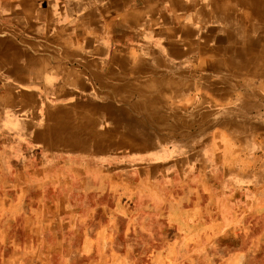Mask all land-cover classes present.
Masks as SVG:
<instances>
[{
	"label": "rangeland",
	"instance_id": "1",
	"mask_svg": "<svg viewBox=\"0 0 264 264\" xmlns=\"http://www.w3.org/2000/svg\"><path fill=\"white\" fill-rule=\"evenodd\" d=\"M62 1L66 14L73 11L80 16L79 9L70 5L71 0H48L55 11L60 10ZM73 1L87 4L97 12L99 6L106 10L115 8L110 5L114 0ZM117 1L122 7L129 6L128 12L137 16L133 22L136 26H125L123 32V37L131 33L135 36L133 44L123 51L116 50L115 31L100 24L98 31L88 33L93 44L85 45L95 59L163 57L162 35L155 30H175L180 18L191 30L201 31L197 40L210 44L206 51L216 50L215 60L246 63L240 67L244 71L240 79L250 74V89H244L247 95L237 89L225 96L208 88L198 89L194 99V94H190L181 100L179 107L187 112L206 100L198 107L196 129L190 125L194 120L188 125L201 139H184L176 145L178 150L196 152L193 147L199 141L201 163L190 168H196L193 174L174 177L175 181L162 176L152 179L148 173L154 181L143 186L130 181L127 174L134 173L137 165H145L141 159L160 163L165 158L162 154L131 153L117 158L97 146L102 147L101 143L87 145L88 139H72L71 149L76 148L70 150L66 139H52L56 143L50 147L17 135L14 130L21 116L38 118V123L47 117L46 109L38 107L43 104L34 100L33 93L27 95L23 89L28 88L20 87L19 82L35 81L39 76L35 68L22 67L20 74L18 70H0V264H264V66L262 71L254 72L250 56L264 53L258 40L264 36V22L254 16L246 18L251 10L236 0H182L191 6L188 17L184 8L174 10L168 0H136L132 4L131 0ZM62 30L66 31V27L57 29ZM11 35L0 28V39ZM76 49L79 45L71 47L72 51ZM26 50L35 55L46 54ZM231 51L250 54L244 58L250 56L252 63L239 61ZM71 57L79 59L76 55ZM0 58L8 64L18 61L14 56L11 60L3 55ZM196 59V68L212 65L206 63L204 56H195ZM11 87L20 90L12 91ZM139 119L142 134L155 133L156 151L168 155L170 160L180 155L167 139L186 137L185 127L163 128V121L157 126L144 115ZM119 136L128 137V133L121 131ZM110 140L107 139L108 144ZM118 140L122 148L134 150L139 145L134 139ZM75 141L84 142L85 147L76 150L80 144ZM115 162L129 164L125 169L118 168L120 179L111 180L109 168L114 167L108 165ZM179 164H156V168L164 174L171 168L179 175L184 167ZM219 170L230 175L214 181L212 175L218 176ZM242 174L251 176V181L230 183L232 175L236 179ZM87 177L89 182H102L108 190L84 191L82 181ZM142 179L149 181L139 175L138 180ZM130 186L138 187L139 192L130 191ZM155 187L162 190L159 196L163 198L149 194Z\"/></svg>",
	"mask_w": 264,
	"mask_h": 264
},
{
	"label": "bare ground",
	"instance_id": "2",
	"mask_svg": "<svg viewBox=\"0 0 264 264\" xmlns=\"http://www.w3.org/2000/svg\"><path fill=\"white\" fill-rule=\"evenodd\" d=\"M236 1L260 14L256 16L257 14L249 13L246 18L254 16L255 19L264 22V0ZM15 2L16 10L10 15L6 14L8 13V6L3 3L0 4V28L5 27V30H11L7 32L8 34L12 33L10 38L0 39V55L7 56L9 60L14 56L18 61L17 64H8L0 58V70L2 72L18 70L20 74L23 71L22 67L35 68L36 74L39 76L38 80H19L20 87H27L28 89H23L25 93L27 95L33 93L34 100L38 104H43L38 107H44L47 111V117L42 118L44 121L42 123L35 122L38 118L35 120L29 115L17 119V129L14 132L26 139H37L40 143L50 147H54L55 143L60 142L61 139H88L87 145L101 143L102 147L97 146L106 153H109L116 146L131 151L130 148H122L120 144L115 145V139H119V132L123 131L133 135L130 129L141 115H144L146 120L156 124L160 123L159 114L162 117L163 113L178 117L180 114L175 113L169 102H172L179 95L192 90H200L203 86L224 96L237 89L241 90L240 93L246 94L247 92H243L244 89H250L251 75L249 74L250 77L248 78H243L244 81L240 79L241 74L244 73L240 67L245 66L246 63L234 64L233 61L227 60L223 64H217L220 60H214L210 67L196 68L191 66V61L195 56H204L206 60H210L208 57L214 59L217 57L215 56L216 50L213 51L208 48L206 51V47L189 46L187 47L188 51H181L178 48L174 49V47L182 46L181 43L172 39H169V43L166 44L168 45L169 56L166 54L164 57H159L158 55L157 58L144 61L141 59L119 60L113 56L110 63L108 62L109 64L97 62L94 60L90 48L85 47L89 43L88 35L76 34L74 37L73 34H68L65 38L63 32H56V26L43 28L42 25L38 26L37 31L34 29L31 33H27L31 36L22 33L19 30L18 9L20 0ZM28 20L35 27V17L29 16ZM113 24L114 21L110 20V25ZM130 36V39L134 40L135 36L132 33ZM35 37L43 40L45 45L29 47L28 45L35 41ZM70 39L74 40L70 41ZM97 40L95 39V41ZM258 40L260 47H264V36H260ZM84 42H86L85 45ZM121 42L123 41L119 40V43ZM119 43H114L115 48L119 51L125 50L123 45H119ZM73 44L79 45L78 51L77 49L71 50ZM30 48L46 54H32L26 50ZM82 49L85 51L80 52ZM230 54L237 57L239 61H246L247 63H252L250 58L252 56L253 71L258 73L259 70H263L261 67L264 66V53H260V56L257 55L259 58L250 54H234L232 51ZM70 55H76L79 59L75 60ZM246 55L250 56L245 59L244 56ZM223 56L225 55L223 54ZM166 59H170V61ZM43 64L46 65L42 67ZM212 74L217 76V80L223 86L222 89L217 88L215 80L209 79ZM226 80L229 81L228 85H226ZM10 89L12 91L20 90L16 87ZM37 89L43 92L39 93ZM161 91L163 94L159 93ZM205 103L206 100L202 99V104ZM151 107L158 108L154 110L150 109ZM159 107L162 109L161 113ZM13 109H15L14 106ZM135 113H140V115L137 116ZM52 139L56 142H53ZM107 139H111L109 144ZM72 148L75 149L76 147Z\"/></svg>",
	"mask_w": 264,
	"mask_h": 264
},
{
	"label": "crops",
	"instance_id": "3",
	"mask_svg": "<svg viewBox=\"0 0 264 264\" xmlns=\"http://www.w3.org/2000/svg\"><path fill=\"white\" fill-rule=\"evenodd\" d=\"M15 1L16 0H14L13 2H11V0H8V1L3 0L2 3L5 4L6 6H8V13H6V14L10 15V14H12V12H14V10H16V7H15L16 2ZM111 1L112 0H110V2ZM135 1L136 0H131L129 2V4H132ZM72 4H74L75 8L79 9V12H80L79 15L80 16H78L73 11H70L69 13L66 14L65 13L66 5L63 1L60 3V10L55 11V10H53V8H52L51 4L48 2V0H20V7L18 9L19 10V16H20L19 30L24 32V34H27L28 32L31 33V31H34V29H35V31H37V29L41 25L43 28H48L50 26H53V27L56 26V32H58L57 29L59 27H66V31H64V30L61 31L64 33L65 38H67L68 34H73L74 37L76 34L88 35L89 36V40H88L89 43L88 44H91L92 40L90 41L91 34H88L89 31H91V30L98 31V28L101 27L100 24L104 23L105 27L108 30H111V31L114 30L115 34L118 36V37L117 36L115 37V41L113 42V45H114V43H117V42L119 43V40L123 41V42L119 43V45L120 44L123 45V47L125 49L128 45L133 44V40L130 39L131 34L128 37H123L124 36L123 32H125L124 31L125 26H129L130 29H131V27L136 26V24L133 25V22L137 20V18H136L137 16L135 14H133V12H131V11L128 12L129 6L122 7V5H120L117 0H114L110 4V5H113L115 7L114 10H110V9L106 10V7L99 6L97 9L98 10V12H97L96 9H89V6L87 4L82 3V2H75L74 3V1L71 0L70 5H72ZM168 4L174 10L175 9L181 10V8H184L185 9L184 11H186L185 17L187 15L189 16L190 15L189 13H192L191 6L187 5L186 2H184L182 0H168ZM243 7L248 9V10H251L250 7H246V6H243ZM250 13H252L253 15L257 14V12L255 10H251ZM29 16L35 17V19H36L35 20L36 22L34 24L35 27L33 26V23L29 22V20H28ZM110 20L114 21L113 25H110ZM130 24H132V25H130ZM3 26H5V25H3ZM5 29H6L5 27H2V32H10L11 31V30H5ZM155 32H156V34L162 35L160 46L162 47V50H163V54H161L163 57L166 54L168 56L170 54L168 52V49H167L168 45H166L169 43V41H168L169 39H172V40L177 41L178 43H181L182 46L174 47V49L178 48L181 51H188L187 47H189V46H196L199 48H205L207 45H210V44H203L202 42H200L201 40H197L196 36L198 34H200L201 31L199 32V30H191L185 23H183V21L180 18L178 21V26L175 28V30H171L168 32H166L164 30H155ZM29 36H31V34H29ZM95 39H98V37H95ZM31 40H33V39H31ZM34 40L35 41L32 44L28 45L29 47L34 48V47H39L40 45H42V46L45 45V42L43 40L38 39V37L37 38L35 37ZM72 40H74V39H70V41H72ZM208 40L209 39H205V41H207V42H208ZM210 40H212V39H210ZM85 44H86V42H84V45ZM73 46H75V45L73 44ZM211 49L214 51V48H211ZM116 50H118V49H116ZM115 57H117V59H119V60H127V59L128 60L129 59L139 60V59H141L140 57H138V58H133V57L128 58L127 56H124V57L115 56ZM89 58H91V57H89ZM104 59L105 60L99 61V60L94 58V60L97 62H106L107 64H109L110 61L112 60L111 58L109 60V57H104ZM170 59H172V58H170ZM170 59H166V60L170 61ZM208 59H211V60L204 59V60H206V63L207 62H214V60H215V59H213V57H208ZM144 60H146V59H144L142 57L141 61H144ZM85 62H89V61H85ZM219 63L223 64V63H225V61H220L217 64H219ZM195 64L197 66V59L195 60V57H194V59L191 61V66H195ZM178 67H180V64H178ZM209 79L215 80L217 88H219V89L223 88L221 82H219L217 80L218 78L216 75H214V74L210 75ZM205 88H207V87L203 86L201 89H205ZM197 90H192V91H190L186 94H183L181 96L179 95V97L172 100V102H169V104L171 105V108L174 109L175 113L180 114L178 117H175L172 114L168 115L167 113L166 114L163 113V117L161 116V114L158 115L159 122L161 123V121H163V124H161L163 128L185 127V130L187 132L186 137H183L181 139H167V141L170 140L171 143L173 144L174 152L180 154L174 160L168 159V155L165 154L166 155L165 156L161 151L155 150V143H156L155 134L154 135H148L147 134L145 136H144V134L141 135L143 126H142V120L139 119V117L137 118L135 125L132 126L130 129V131L133 132V135L128 134V137L127 136L120 137L118 135L119 139H125V138L126 139H134L135 141L138 142L137 144H139V145H137V147L134 150L132 149L133 151L132 150L131 151H122L121 150L120 151V148H118L116 146L115 148L110 150L109 153H112V154H109V155H111V156H115L118 158V157H124V155L129 156V154H131V153L149 152V153H157V155L162 154L165 157L163 159V161H161L160 163H155V162H152V161L147 160V159H141L142 161H144L145 165H137V167L134 170V173H132L131 175L129 173L127 174V176L128 177L130 176V178H131L130 181L137 182V183L139 182V184L143 185V186L144 185L150 186L154 181V180L152 181L150 178L156 179V178H158V177L160 178L162 176L164 180H174L175 181L174 177L177 178L178 176L181 177L182 175L193 174V170H195L196 168H192V169H190V168L192 166L196 167L199 163H201V160L203 158V154L201 153V149H200L201 143H199V141L195 142L196 145L193 147V149L196 150V152H190V151L188 152L187 148H185V150L183 148L184 153H183V151L178 150L177 144H181L182 143L181 141H183L184 139H190V138H193L194 140L195 139L196 140L201 139V136L195 134V132L190 131V127L188 125L191 121L194 120V122H192L190 125L191 126L194 125L193 128H196L195 124L198 123V122H196V117H198L197 116L198 115V107L204 105V104H202V100H201V103H199V105L197 104L196 107L192 108L190 110V112H187L186 110H183L179 107V102L181 100L185 99L190 94H194L195 91H197ZM211 91H212V93H215L213 90H211ZM159 93H162V91ZM165 95H167V94H165ZM195 97H196V95L194 94V97L192 99H194ZM157 108L158 107H151L150 109L155 110ZM159 112L160 113L162 112V109L160 107H159ZM139 114L140 113H137V116H139ZM151 123H154V122H151ZM160 123H158L159 125H157V126H161ZM154 126H155V124H154ZM199 126H200V124L198 125L197 129L200 130ZM72 141H73L72 139H66V143L68 142V145H69L68 149H70V150H74V149H71V144L73 143ZM60 142H64V139H61ZM75 143L80 144V146H77L79 148L76 150H79V149H82L83 147H85V146H83L84 142L75 141ZM119 143H120V140L116 139L115 145H119ZM120 146L122 147V142L120 143ZM187 147H189V149H190V144ZM185 156H186V159H185ZM179 163L184 165L183 169L180 170L179 175L174 173L171 170V168L168 169V171H167L168 174L160 173L159 169L156 168V164L157 165L158 164H164V165L170 164L171 166L174 167L175 164H179ZM128 164L129 163H123V164L119 165L118 163L115 162V163H112L111 165H108V166L114 167V169L109 168L110 172L112 173L109 175L110 179L111 180L120 179L121 177L118 174V168L125 169ZM105 170H107V169H105ZM218 172H219L218 176L212 175L214 181H217L220 176L221 177H228L230 175L227 173L226 170H221V171L219 170ZM148 173L151 174L150 178L148 177ZM133 174H134V176H133ZM139 175L142 177L146 176V178L149 179V181L146 182V181H144V179L138 180ZM88 177L84 178V180L82 181V186H83L82 189L84 191L94 192V191H99V190H102V191L108 190L105 185L101 184L102 182H98L96 184L92 183L91 181L89 182ZM234 178H235V176L232 175L230 178V183L231 182L233 183V181H235V180H237L238 182H242L243 184L245 182L251 181V176L246 175V174L239 175L236 179H234ZM130 185H131V183H130ZM131 186H130L131 189H129L130 191L136 192V193L139 192L140 189L138 187H136V186L131 187ZM102 188H105V189H102ZM150 188H152V186ZM78 190H81V189H72L73 192L78 191ZM152 190H153V192L150 191L149 194L153 193L155 195L154 198H163V197L159 196V195H162L161 194V193H163L162 190H159L156 187L153 188ZM216 198H217V196H216Z\"/></svg>",
	"mask_w": 264,
	"mask_h": 264
}]
</instances>
